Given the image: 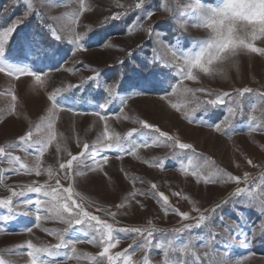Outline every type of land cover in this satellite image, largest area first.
<instances>
[{"label":"rangeland","instance_id":"obj_1","mask_svg":"<svg viewBox=\"0 0 264 264\" xmlns=\"http://www.w3.org/2000/svg\"><path fill=\"white\" fill-rule=\"evenodd\" d=\"M120 2L130 5L134 0ZM222 2L199 0L201 6H219ZM48 4L50 6H46L43 0H34V14L20 24L6 47L7 64L29 65L33 70L44 71L48 75L43 79V84L38 85L31 77L22 76L16 80L0 73V147L11 151L13 156L21 157V162L27 167H34L36 153L32 146L21 144L19 137L30 129L35 133L34 138L47 135L46 128L36 132V126L51 116L52 102L47 97L57 88L61 92L57 96L58 110L54 117L56 139L41 158L42 168L58 169L60 162L70 159L69 152L78 155L84 143L91 145L103 134L105 121L88 113L100 111L108 115L109 135L114 133L121 137L140 127L134 123L135 120H144L180 142L191 144L195 152L177 148L174 150L182 155L172 157L173 149L155 146L137 149L134 156L117 150L104 151L102 155L110 158L104 167L107 175L89 173L91 179L80 177L76 187L79 195L86 201H95L109 211L117 212V227L147 228L150 227L148 221H151V226L165 230L154 232L153 242L164 243L173 259L179 257L184 260L195 252L201 256L203 264H208V257L204 253L209 252L218 257L227 256L232 264L237 260L242 264H264V235L259 232L255 237L251 235L264 222V210L247 204L250 199L247 193L231 198L230 203L217 209L212 228L215 239L205 226L192 229L191 234L197 239L194 247L189 245V253L179 252V247L188 240V233L175 234L174 247L167 245V240L173 237L172 230L181 226L179 216L172 212L165 215L159 198L146 199L139 195L133 198L130 195L134 190L148 192L151 185L156 184L157 191L168 197L173 208L188 212L191 216L198 215L191 211L193 206L201 210L210 208L229 198L237 186L255 196L264 195V183L260 180L264 174V131L259 127L264 125V99L259 95L264 93V57L238 49L231 61L217 62L213 66L215 75L194 70L197 80H185L182 87L228 92L230 95L225 97L224 104L216 107L206 106L195 112L187 109L176 111L170 104L178 99L172 95V88L180 83L178 70L152 61L161 42L181 55L193 48L194 40L208 36L206 30L192 26L199 17L198 0H148L145 10H129L115 20L110 18L124 11L116 6V0H85L89 10L80 18L81 26L76 29L84 34V51H75L66 28L57 32L61 40H53L48 35L50 27L61 28L71 24V16L79 7L77 0H48ZM25 8L23 0L16 4L11 0H0V28L21 17ZM146 12L152 13L150 19H146ZM181 23L187 25L186 29L179 27ZM149 26L154 29L151 36L146 32ZM253 43L256 47L264 48V39ZM159 54H163L162 48ZM97 74V80L90 79ZM107 86L114 87L115 95L111 98H108ZM245 87L253 91L240 98L243 110L238 109L232 123L222 132L214 131L215 124L222 123L228 115L227 107H236L233 103L236 90ZM131 93L142 94L131 95L123 104L124 98ZM13 95L16 96L15 101L12 100ZM161 96L170 99L161 100ZM198 96L202 100L209 99L203 93H198ZM99 105L104 107L99 108ZM60 108H71L86 114L76 115L73 111H59ZM253 108L255 111H252ZM186 111L190 120L185 119ZM252 116L256 120H252ZM254 128L256 131H252ZM130 139L141 143L146 137L134 133ZM9 145L16 147L12 149ZM102 155L97 158L102 159ZM190 157H197L196 163L205 158L214 161L215 166L240 178L241 183L205 184L204 179L208 177L203 172L202 179L198 181L196 176L188 174L192 172L187 164ZM249 160L252 164L248 163ZM181 165L187 168L186 173L179 170ZM12 167L18 165H10L6 156H0V169L4 170L3 180L0 181V199L10 195L8 187L19 191V186L33 182L54 184V180H48L46 173L39 177L28 173L17 175L10 171ZM245 174L250 177L247 183L243 182ZM62 184L66 187L68 182L62 181ZM41 198L38 193L25 192L24 196L13 198L12 212L0 206V260L9 264H28V256L21 253L30 250H22L21 245H26L28 240H32L36 246L57 242L53 236L36 227L34 205L24 206L25 200ZM120 203H124L125 207L117 210L116 205ZM92 211L113 223L112 218L103 212ZM25 212L29 214L25 215ZM5 216L10 219L5 221ZM41 223L45 228L60 230L64 227L49 221ZM221 224L233 228L235 232L230 243L227 238L231 234L226 233ZM29 227L33 229L32 233L27 232ZM81 228L80 225L74 226L65 239L84 241L90 238L91 234L85 237ZM114 235L121 243L112 249V253L126 249L131 252L129 245L133 244L136 234L116 232ZM245 237H248V243L241 246L240 242ZM136 242L140 243L141 240ZM53 251L58 254L49 256L40 253V259L48 260L50 264H88L86 255L96 256L100 249L87 243L77 244L79 260L67 259L71 255L69 249ZM144 255V252L137 250L132 257L133 264H140ZM148 255L150 264H163L164 256L160 248H152Z\"/></svg>","mask_w":264,"mask_h":264},{"label":"snow or ice","instance_id":"obj_2","mask_svg":"<svg viewBox=\"0 0 264 264\" xmlns=\"http://www.w3.org/2000/svg\"><path fill=\"white\" fill-rule=\"evenodd\" d=\"M13 4L19 3L20 0H11ZM148 0H134L130 5L121 3L120 0H116V6L123 12H117L110 19L115 20L121 18L129 10L143 11ZM26 8L21 17H17L15 20L11 21L7 26L0 28V73H3L5 76L15 78L20 80L22 76L31 77L34 79L36 84L42 85L43 79L48 75L44 71H35L29 65H10L5 62V51L8 45V42L12 38L16 29L20 26L25 19L30 15L34 14V0H23ZM43 3L46 6L48 0H43ZM261 11L251 14L249 12L243 11L240 6V0H231V6L226 0L224 8L221 9H211L207 6H201L198 0L199 6V17L197 22L192 26L196 28H201L207 25H211L208 28V31L211 33L205 39H196L193 41V48L188 49L181 53L177 54V50L173 47L164 45L162 42L159 47L156 49L157 54L153 57V63H161L166 68H173L178 70L177 75L180 77V83L175 85L172 88V95L177 96V102L171 103L170 107L176 111H181V109H187L191 112H195L198 109L205 108L206 106L216 107L224 104L225 97H228L230 93L228 92H212L207 91L203 88L201 89H192L188 87H182L185 80L195 82L197 76L194 75V70H199L200 73L206 75H215L216 70L213 66L217 62H222L225 60L231 61L233 57L236 56L237 50H246L251 53H256L264 57V48L256 47L254 41L264 39V0H259ZM78 10L73 13L71 16V24L66 26H61V28H49L48 35L53 40H61L62 37L57 34L58 31H61L63 28L67 29V32L70 34L69 42L75 45V51H84L86 50L82 47V41L84 39V34L79 33L76 29L81 26V17L84 16V13L89 10L88 6L85 4V0H77ZM152 13L146 12V19L151 18ZM258 21V22H257ZM143 23V22H141ZM241 26H247L248 32L243 39H240L237 35ZM180 28H185L187 25L181 23ZM131 31V30H129ZM146 32L149 36L153 35L154 29L149 26L146 29ZM179 45H177V48ZM163 49V54H159L160 49ZM68 71H75L74 69H67ZM99 77H91L90 79L95 81ZM106 91L108 98H111L115 95L114 87L107 86ZM253 90L250 88H243L236 90V98L233 103L236 104V107L228 106L227 113L228 115L224 118L222 123H216L214 131L222 132V130L232 123L233 118L237 115L238 109L242 111L240 107V98L246 93H251ZM61 89L57 88L47 99L51 101V116L46 121H41L39 125L36 126V132H39L41 129H47V135L39 139L34 138L35 133L33 130H28L24 135L19 137V142L23 145L32 146L36 155L34 157L35 164L34 167L29 168L25 163L21 162V157L13 156L12 152L6 149L5 147H0V156H6L7 162L11 165L13 163L17 164L18 167H12L10 171L16 173L17 175L28 173L34 174L39 177L46 173L48 180L53 181L54 184L46 182V184L31 183L29 185L19 186V191L16 188L8 187V192L10 195L7 198L0 199V206H3L9 210L13 211V198L24 196L25 192L38 193L42 197L41 199H36L35 201L28 199L24 201V206L34 205L36 209L35 220L36 227L39 228L42 232L53 236L56 239L55 244H48L44 246H36L32 240H28L26 245H21V249H27L30 251L23 252L21 254H26L29 258L28 264H50L48 260H41L40 253H47L49 256H54L58 254L53 250L60 249H69L71 255H68V260H79L80 255H77V244L87 243L94 245L100 251L98 255H86L88 264H133V254L139 250L144 252L145 255L140 261V264H150L149 259V250L152 248H160L163 252L164 260L163 264H203L202 258L200 255L195 252H191L186 259L181 260L179 257L173 259L169 255L168 248L165 247L164 243L153 242L154 232H164L163 229L155 228L151 226V221H148L150 227L140 228V227H117L119 221L116 220L117 212L109 211L108 209L100 206L95 201H86L83 196H80L76 191L77 181L80 177H89V173H103L104 167L109 163V156L102 155L104 151L117 150L119 153L127 152L129 155H135L137 149L148 148V147H165L173 149L171 152L172 157H178L182 153L176 152L174 149L187 150L193 149L191 144L182 143L178 139L170 136L169 134L161 131L159 127H156L144 120H135L134 123L140 127L133 129L131 132L127 133V136L121 137L120 135L112 134L109 135V129L107 121L110 117L106 114H101L100 111H93L91 115L99 116L100 120L105 121V129L103 134L91 145L84 143L82 145V150L78 155H73L71 152L68 153L70 159L65 162H60L59 167L56 170L52 168H42L41 167V158L47 152L48 147L56 139L55 133V115L58 110V101L57 96L60 94ZM198 93H203L208 96L209 99L202 100L199 98ZM142 93H131L129 96H126L122 101L123 104L127 103V100L131 98V95H139ZM262 99H264V93L259 94ZM161 100L170 99V97L161 96ZM12 100H16V96H12ZM99 108H103L104 105H99ZM59 111H73L76 115H84V112H75L71 108H60ZM252 111H255L253 108ZM121 116L123 112L121 110ZM185 119L190 117L185 112ZM252 120H256L255 116H252ZM261 131H264V125L259 126ZM148 130V131H142ZM256 131V129H252ZM134 133H139L141 137H146L141 143H136L133 137ZM110 141V142H109ZM16 145H9V148L14 149ZM24 150V149H21ZM59 151V146H57ZM102 155V159L97 157ZM122 158V157H121ZM197 157H190L187 161L188 167L192 168V172L188 173L196 176L199 181L202 179L201 172H203L208 178L204 179L205 184H217V183H235L239 185L241 183L240 178L232 175L231 173L225 172L223 169L215 166L214 161H208L206 158L196 163ZM249 164H252V161H248ZM161 168L163 165H160ZM238 166V165H237ZM254 166V165H253ZM181 172L186 173L187 168L184 165H181ZM121 171H124L121 169ZM4 170L0 169V181L3 180ZM126 174V173H125ZM250 177L245 174L244 183L249 181ZM260 180L264 183V174L261 175ZM62 181H67L68 184L65 187L62 184ZM143 182V181H140ZM135 187V184L133 185ZM157 185L152 184L151 190L148 192H143L139 190H134L130 193L131 197L135 198L136 196H143L146 199H157L162 200L160 207L164 211L165 215L169 212H172L180 217L181 226L172 230L173 237L167 240L168 247H174L173 240L175 234L179 233H188V240L179 247V252L189 253V245H193L197 237H194L191 232L193 228H200L205 226L209 233L212 234L213 228V218L214 214L217 212V209L221 208L223 205L230 203L231 198L239 197L241 194L247 193L250 199L246 202L255 207H259L261 210H264V195L255 196L248 190L236 187L235 191L230 194L229 198H226L221 201V203H216L210 208H205L201 210L200 207L193 206L191 211L197 213L196 216H191L188 212H180L178 209L173 208L168 201V197L164 196L163 193L157 191ZM175 195V194H174ZM187 199V197H184ZM125 207L124 203L116 205L117 210ZM94 209L95 213L103 212L105 216L112 218L113 223L108 222L103 219L100 215L94 214L92 211ZM43 213V215H41ZM25 215L29 214L28 212L24 213ZM5 221L10 219V217H3ZM42 221H49L52 223H58L64 227L60 230L55 228H45L42 226ZM185 221H194V223H185ZM82 226L81 231L84 233L85 237L90 238L81 241L79 239H65L66 234L74 226ZM226 233H230L228 236V242L230 243L232 238L235 236L233 228H229L227 225L221 224ZM2 231V229H0ZM32 228H27L28 233H32ZM121 232L124 234H136L133 237V244L129 245V250H124L123 252H114L112 249H115L120 243L121 240L117 238L114 233ZM257 232L264 235V222L262 225L253 231L251 235L256 236ZM213 239H215V235ZM140 239L141 242L137 243L136 241ZM248 243V237H245L241 242V246H246ZM135 245V247L133 246ZM111 253V254H110ZM204 255L208 257V264H232V261L227 256H215L209 252H205ZM247 259V257H245ZM0 264H9L4 260H0ZM67 264V262H65ZM235 264H242L241 261L237 260Z\"/></svg>","mask_w":264,"mask_h":264},{"label":"clouds","instance_id":"obj_3","mask_svg":"<svg viewBox=\"0 0 264 264\" xmlns=\"http://www.w3.org/2000/svg\"><path fill=\"white\" fill-rule=\"evenodd\" d=\"M225 3H226V0H223V2L219 4V6H207V7L211 9H221V8H224ZM228 3L231 6V0H228ZM240 6L243 11L249 12L251 14H255L256 12L261 11L259 0H240ZM210 27L211 25H207L201 28L206 30L208 35H210L211 33L208 31V28ZM247 32H248L247 26H241L237 35L240 39H243L244 36L247 34Z\"/></svg>","mask_w":264,"mask_h":264},{"label":"bare ground","instance_id":"obj_4","mask_svg":"<svg viewBox=\"0 0 264 264\" xmlns=\"http://www.w3.org/2000/svg\"><path fill=\"white\" fill-rule=\"evenodd\" d=\"M117 184V183H116Z\"/></svg>","mask_w":264,"mask_h":264}]
</instances>
